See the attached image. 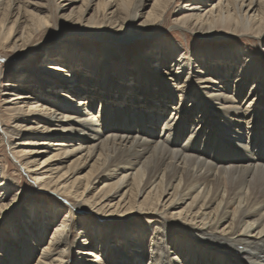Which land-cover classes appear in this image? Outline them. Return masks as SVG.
I'll return each instance as SVG.
<instances>
[{
	"label": "bare ground",
	"instance_id": "bare-ground-1",
	"mask_svg": "<svg viewBox=\"0 0 264 264\" xmlns=\"http://www.w3.org/2000/svg\"><path fill=\"white\" fill-rule=\"evenodd\" d=\"M149 1L58 0L56 10L84 23L79 34L102 39L110 23L117 43H131L177 3L185 25L176 17L175 29L242 33L262 58L237 46L186 57L161 43L116 61L106 46L100 57L51 47L43 78L8 83L14 125L2 130L50 205L29 227L32 202L24 230L14 226L18 185L0 168V264H264V0H154L145 11ZM26 3L0 0V50L26 54L49 24ZM82 211L94 220L74 238Z\"/></svg>",
	"mask_w": 264,
	"mask_h": 264
},
{
	"label": "rangeland",
	"instance_id": "rangeland-1",
	"mask_svg": "<svg viewBox=\"0 0 264 264\" xmlns=\"http://www.w3.org/2000/svg\"><path fill=\"white\" fill-rule=\"evenodd\" d=\"M57 1L56 0H26L27 2L26 5L28 9L31 11L30 15L32 17L35 16L37 18V14L40 13V12L37 13L36 12L37 10L34 9V7L36 8L37 5L41 9L40 10L41 13L39 16L41 17L43 16L45 19H49L48 20L49 24L45 25L46 24L45 23L44 25L41 26L40 31L31 40L29 44L30 50L26 54L22 56H18L17 53H13V52L11 53L0 50V168L3 170H7L8 178L10 177L11 179H13L15 183L18 185L19 197L16 204L14 205V209L12 212L13 218H11V221L14 226H21L23 230H24V226L22 222L24 221V219H26L25 214H26V209H28V205L31 204L32 202L34 204L32 205L31 210H29L30 213L33 212L32 213L33 216L30 215L31 218L29 222L30 225L28 224L29 227H33V225L36 222V218L39 215L38 209L41 208L42 211L43 206L50 205L49 204L50 202L48 201V198H46L45 195L42 194L39 188L36 187V185L32 181V175L26 174L24 172L25 166L24 164H22L23 161L21 160V156H18V154L15 153L13 154L10 151V147H9L10 145L7 144V141L5 140V136L2 133L3 132L2 130L4 131L9 130L8 127H12L14 125L13 122L14 110L13 108H11L10 104L6 103V101L8 99H11V97L15 95H10L9 94L10 91L7 89L9 88L8 83L15 82L23 78L24 76L27 77L26 79L28 78L31 79L32 77L43 78L41 74L42 70L45 69L46 65L48 66L51 64V61H49L48 58H46V53L51 47L59 45V48H62L65 45L74 44L84 49L86 48L93 49L95 50L97 56L100 57L102 55V50L104 46H106L108 52L113 54V56L115 57L114 59L116 61L117 59L130 60L132 58L143 55L144 53L152 50L153 48L155 49V53L157 52L159 53L160 48H158L156 45L161 43H162L161 45L163 44L168 45L172 43L180 45L181 46L180 49L182 50L183 53L185 52L186 57L191 54H194L199 49L211 51L219 47L237 46L244 50L246 49V47L249 48L251 47L250 49L252 50L253 57L256 60H260V58H262V55L260 53V45L258 41L252 39V37L250 36L242 35V33L229 35L225 30L222 29L220 30L215 28L211 33L213 37L203 38L200 37L197 34V32L192 29L191 26L183 27L180 30L175 29L174 23L176 22V17L177 19H180L178 23H183L182 21L184 19L182 18L183 15L181 14H180L181 16L174 15L175 10H177V8H175L177 3L170 6L171 7L169 8L170 12L165 17L166 22L161 27H159L154 31H151L150 28L153 25L150 24L147 30L143 29L142 32H140L138 36L135 38V40L132 41L131 43H117L110 34L115 35L119 33L115 31V27H113V25H111L110 23H102L100 25V29L104 31V35L102 39H95L89 35L79 34V31L83 30L82 25L84 23H76L75 21L71 22V20L69 21L62 19V17H60L61 13H59L56 10ZM153 2L154 0L148 2L149 5L147 6L145 11H150ZM179 3L180 2H178V4ZM31 4H36V5H31ZM79 4L80 2H78L76 5ZM34 18L32 19L34 20ZM142 20L143 19H140L139 22H141ZM43 23L44 22L42 21L41 24ZM183 24L185 25V22ZM158 35L162 37L161 40L158 38ZM34 49L35 50L37 49L38 51L35 53ZM239 68L240 67H238V70ZM30 85H34V83L33 84L30 83ZM21 87L25 89L26 85ZM56 91H60V90L55 89L51 91V97H54V95H56L57 93ZM12 93L13 94L17 93V90H14V92ZM170 111L171 110L169 109V112ZM115 114L116 113H113V120L115 119L116 116ZM17 141L18 140L16 138H13L12 146L16 144ZM45 157L46 156L44 155L39 156L38 157L39 162H42V159ZM16 160H18L20 164ZM88 170H89V166L85 167V169H83L82 171L83 174L86 173ZM50 200L53 201V199ZM71 203L72 200H69L67 202H63L62 206H64L63 208H65V206L67 208V206L70 207ZM183 205H181L178 209H180ZM48 216L49 213H47V217ZM81 217H84L83 221H80ZM75 220L80 224L78 223L77 226L74 228V233H75L73 236L74 238H76L78 234H83L82 232L85 230L84 222L86 221L91 222L94 220V218L89 216V214L88 215L86 214L85 216V213L82 211L76 214V218H74V221ZM54 222L52 223L50 222L47 232L48 235L50 231L53 230ZM7 228L8 227L6 223H4V225L1 226L0 231L1 230L7 231ZM48 235L47 238L44 240V242L40 245H44L49 240ZM100 241L101 239L99 236L95 237L93 240V243L95 246H97V248L100 246ZM15 246H16L15 249L17 250L18 248H21L18 242L15 244ZM0 254L3 255L1 250H0ZM74 257L81 258L82 255L74 254L73 258Z\"/></svg>",
	"mask_w": 264,
	"mask_h": 264
}]
</instances>
